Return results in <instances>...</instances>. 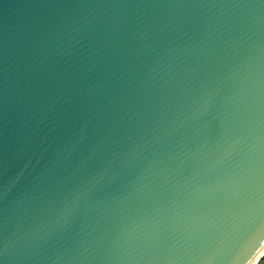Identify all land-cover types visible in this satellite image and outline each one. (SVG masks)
Here are the masks:
<instances>
[{
    "label": "water",
    "instance_id": "water-1",
    "mask_svg": "<svg viewBox=\"0 0 264 264\" xmlns=\"http://www.w3.org/2000/svg\"><path fill=\"white\" fill-rule=\"evenodd\" d=\"M258 257L264 0H0V264Z\"/></svg>",
    "mask_w": 264,
    "mask_h": 264
},
{
    "label": "bare ground",
    "instance_id": "bare-ground-1",
    "mask_svg": "<svg viewBox=\"0 0 264 264\" xmlns=\"http://www.w3.org/2000/svg\"><path fill=\"white\" fill-rule=\"evenodd\" d=\"M259 259V257L256 259V261L253 264H256L257 260Z\"/></svg>",
    "mask_w": 264,
    "mask_h": 264
},
{
    "label": "trees",
    "instance_id": "trees-1",
    "mask_svg": "<svg viewBox=\"0 0 264 264\" xmlns=\"http://www.w3.org/2000/svg\"><path fill=\"white\" fill-rule=\"evenodd\" d=\"M263 259H264V257L261 259V261L258 264H260L263 261Z\"/></svg>",
    "mask_w": 264,
    "mask_h": 264
},
{
    "label": "rangeland",
    "instance_id": "rangeland-1",
    "mask_svg": "<svg viewBox=\"0 0 264 264\" xmlns=\"http://www.w3.org/2000/svg\"><path fill=\"white\" fill-rule=\"evenodd\" d=\"M260 264H264V259H263V261Z\"/></svg>",
    "mask_w": 264,
    "mask_h": 264
}]
</instances>
